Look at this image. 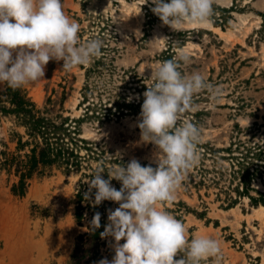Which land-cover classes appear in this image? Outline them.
<instances>
[{
  "label": "rangeland",
  "instance_id": "1",
  "mask_svg": "<svg viewBox=\"0 0 264 264\" xmlns=\"http://www.w3.org/2000/svg\"><path fill=\"white\" fill-rule=\"evenodd\" d=\"M144 3L62 0L65 13L80 25V41L102 40L100 56L104 51L113 62L116 70L112 80L126 97L142 101L147 86L153 83L152 70L185 52L190 59L181 62V73L202 74L221 94L213 97L208 90L195 93L192 110L183 114L178 126L191 122L200 129L201 143L211 141L220 147L236 138L245 141L250 137L244 132L236 134V125L243 130L252 127L254 142L264 141V24L260 16L264 14V0H217L213 13L222 22L221 27L214 26L211 16L206 23H185L178 30L163 25L153 14L151 0ZM136 30L142 36L135 35ZM87 65L64 70L63 61L51 60L42 80L23 87L40 108L50 98L52 114L78 117L82 114V108H78L84 82L82 67ZM4 86L0 84V90ZM102 99L106 101L104 94ZM140 112L141 108L134 115L102 125L84 122L83 138L100 143L108 156L122 162L135 158L141 164L156 166V147L141 142L137 126ZM80 177V173L54 170L48 176L31 179L25 196L20 198L11 192L16 178L0 171V264H70L75 240L86 232L73 216ZM202 199L207 209L195 191L186 192L181 183L175 199L162 207L176 219L181 217L178 220L184 224L189 241L202 235L219 241L220 260L209 258L205 263L264 264V206L254 208L244 199L226 210L214 196ZM180 201L189 206V213L173 212L176 207L172 204ZM202 211H206L202 217L196 216L195 212ZM110 250L114 252L111 246Z\"/></svg>",
  "mask_w": 264,
  "mask_h": 264
},
{
  "label": "clouds",
  "instance_id": "2",
  "mask_svg": "<svg viewBox=\"0 0 264 264\" xmlns=\"http://www.w3.org/2000/svg\"><path fill=\"white\" fill-rule=\"evenodd\" d=\"M216 2L151 0V11L163 25L178 30L185 23L208 22ZM79 32V23L65 13L62 0H0V84L15 90L36 83L45 76L51 60L63 61L64 70L89 64L101 55L103 42L99 38L81 42ZM137 34L142 36L139 30ZM189 59L180 52L177 59L160 62L151 72L152 85L143 93L137 126L141 142L157 149L156 167L142 166L134 158L126 166L111 168L105 180L104 168L98 165L87 181L89 192L96 189L93 206L106 200L119 204L108 210V223L100 233L101 238H114L110 244L115 254L111 261L105 257L98 264H201L221 258L218 240L202 235L189 241L184 224L162 207L175 199L176 190L201 158L197 148L200 129L188 121L178 126V121L192 110L195 93L221 94L202 74L181 73V62ZM131 101L129 97L127 102ZM112 179L121 182L119 190L111 185ZM100 219L101 214L95 213L92 230L100 228Z\"/></svg>",
  "mask_w": 264,
  "mask_h": 264
},
{
  "label": "trees",
  "instance_id": "3",
  "mask_svg": "<svg viewBox=\"0 0 264 264\" xmlns=\"http://www.w3.org/2000/svg\"><path fill=\"white\" fill-rule=\"evenodd\" d=\"M260 16L264 24V14ZM212 21L214 26L221 27L222 22L215 13ZM102 52V56L93 58L87 67H82L84 82L78 104L82 114L78 117L65 116L63 112L52 114L50 98L40 108L24 87L13 90L5 84L0 90V171L16 178L11 187L13 196L24 197L31 179L48 176L54 170L63 174L80 173L73 216L79 227L85 226L86 232L76 238L70 264H97L102 258H113L110 242L113 243L114 238H101L100 233L108 223V210H115L119 204L106 200L93 206L96 189L89 192L87 181L92 179L98 165L104 168L101 175L107 180L111 168L128 164L108 156L100 143L83 138L82 124L94 122L102 125L112 119L134 115L144 101L142 97V101L127 102L128 97L118 91L119 86L112 80L116 67L108 60L107 53ZM3 124L7 127L4 128ZM234 128L236 134L251 135L244 136L245 141L236 138L221 147L211 141L199 142V164L189 170L182 182L186 192L195 191L204 209H207L202 199L204 196H214L215 202L226 210L244 199L254 208L264 206V141L254 142L255 129L252 127L243 130L236 125ZM111 185L117 190L122 186L115 179L111 180ZM86 193L88 199H85ZM172 205L176 207L173 212H190L189 206L182 201ZM97 212L101 214V226L92 230L90 222ZM205 212L195 213L202 217ZM179 258V255L175 257ZM201 264L206 263L202 261Z\"/></svg>",
  "mask_w": 264,
  "mask_h": 264
},
{
  "label": "bare ground",
  "instance_id": "4",
  "mask_svg": "<svg viewBox=\"0 0 264 264\" xmlns=\"http://www.w3.org/2000/svg\"><path fill=\"white\" fill-rule=\"evenodd\" d=\"M261 209H263L264 210V207H261ZM258 211V210H257Z\"/></svg>",
  "mask_w": 264,
  "mask_h": 264
}]
</instances>
